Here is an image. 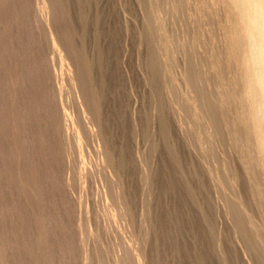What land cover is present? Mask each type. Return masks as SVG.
<instances>
[{
	"label": "rangeland",
	"instance_id": "1",
	"mask_svg": "<svg viewBox=\"0 0 264 264\" xmlns=\"http://www.w3.org/2000/svg\"><path fill=\"white\" fill-rule=\"evenodd\" d=\"M43 1L42 0L41 1L40 0L38 1L37 0H28V1L24 0L25 5L23 7H25L26 9H23V7L20 8L18 4H17L18 6L15 5V7L17 6L18 8H20V11L18 10V8L16 10V12H18L16 13V15L18 14L17 16H20V18L18 17V19L16 18L17 16H15V13L13 14L14 16L13 17L11 16L12 12L7 11L9 15L7 16V19H5L6 20L5 22L6 23L8 22L7 24L10 23L8 27L11 26L13 22V24H17L15 26H17V28L19 27L21 30L19 28H18L19 30L16 29L14 26L12 29L13 31H11V33L10 32L8 33V36H7L8 38L4 36H3L4 39L0 38V41L2 39L4 41L6 40L5 42L3 40L0 42L1 43L0 46L4 45L3 46L4 48L6 46L5 44H2V42L7 43L8 41H10L11 43L7 45L9 47L11 45L10 47L11 49L13 47L16 48L15 43H18L21 40L22 42H19L17 47L19 46L20 48L22 45L23 48L25 47L24 50L25 51L27 50L26 52L25 51L23 52L22 47L19 50L18 48H16L15 50L14 49L9 50L8 46L5 48L7 51L8 50L9 52L13 51V53L15 54L16 52L19 54L23 53V55H21V60L23 61H21L20 59L17 61L18 70L16 69L15 70L18 75L16 76V79L18 78V76H20L18 79L20 81H21L20 78H22V81L24 79L25 84L28 85V87L27 85H25L26 88L23 89L24 91L21 92L23 95L25 93L26 94L24 96L23 95L18 96V100L22 97V99H20V103L22 101L21 106L23 104L25 105L21 107L20 113L16 114V115L20 114L19 117L16 118V121L21 118L27 119V114H25L26 117H24L23 116L24 113H29L28 114L29 115L28 118H29L30 114L32 113L31 112L32 109L35 108L38 111L37 113H35L36 110L34 109L35 112L33 111L32 114L39 115V119L37 120L36 118V121L38 123L40 122L41 126H39V124L36 122L38 125L35 126L36 123L35 125H33L35 127H33L32 130L33 129L34 130L32 131L30 129L32 133L28 134V132H31L28 129L25 135L28 134L27 135L28 137L27 136L26 137L28 139L30 138V142L34 136V135L32 136L30 135L34 134V132L39 137L41 135L40 133H42L43 135V137H40V138H43L42 139L43 141H41V139L39 138L40 142L39 140H36L38 138L37 135L34 136L33 141H37L38 142L37 146L40 144L39 147L41 146L43 148V151H41L42 148L40 147L41 149L40 150L37 147L36 152L33 153L34 157L33 156L32 157L34 159L33 161L34 164L32 163V160H31L32 159L31 153H30V156H28V151H27V157H29L30 160L27 162L29 158L28 159L26 158L25 162L27 163L25 164L22 163L21 168H20L21 169L20 171H22L24 170L23 168H25V165L27 168L28 167L27 165L31 164L30 167L32 169L33 167L36 166L35 167L36 170L41 169L40 171L42 173L36 170L32 171L31 168L28 167L29 169H27V171L30 170V172H28V174L26 173L24 174L22 173L24 171H22L21 179H19L18 177L15 178V176L17 175V171H18V168H17L18 165L15 166L16 164L14 163L13 158L8 156L10 153L4 150L7 146L2 145L3 150L6 153H9L8 155L4 153L5 154L4 155L3 151L1 150L2 147L0 145L1 147L0 151L2 152L1 156H5V157H1L2 160H0L2 161L0 162L1 164L0 167L2 169V170L0 169L2 173L0 174L1 175L0 178L2 179L3 177L4 179V180L2 179L3 181L2 183L0 180V184H1L0 189L2 187H3L2 188L3 190L4 188L6 189L9 188L7 190H4L5 195L3 194V190L2 189L0 190L2 191V193L0 194L3 195V197H0V198L2 199L5 197V199H2L0 202L3 204L4 203L3 201H5L7 198L6 204L4 203L2 206V204L0 203V205L2 206V210H3L2 212L3 213L8 212V214H4L5 217L7 216L6 218L4 217L3 219L4 221L0 222V233L2 232L0 235L5 236L6 234L7 236H5L6 238L4 236L0 238L4 239V240L2 239V246H3V249L5 250L3 252L9 255V257H10L9 252H11V255L13 257V258L10 257L9 259V257L4 254V257H5L4 262L7 263L8 261L9 263L7 264H15V263L16 264H22V263L32 264L33 261H34L33 264H51V263L52 264H90V263L91 264H121V262L123 261L122 264H127V263H124L126 261L128 262V264H139V262L137 263V259L138 257L141 256V258H139V260H141L140 262H142V259H144L142 264L143 263L144 264H264V200H263L264 192H262V190H264L263 189L264 188V175H263L264 172L261 171L260 165L256 164L258 163L257 155L251 156V153H250L252 149L254 148L251 146H254V145L250 144L251 142L253 143L252 139H250L251 135L250 136L248 135L249 132L246 130L247 129L246 124L241 119L242 114L244 112V111H241L242 105H240L241 103H239L240 101L239 99L241 97L239 96V94H241V90H240L241 87H239L240 89L237 87L238 91L235 90L236 86H238L240 82V81L238 82V80H240L238 78L239 74L236 70L237 69L236 65H234L235 64L234 60L227 54L228 52H225L224 50L226 49L224 48L226 45V43H224L225 42L224 36H225V33L227 32L226 27L228 26V24L227 25L225 24L227 23V21H225L226 16L224 17V15H221V14L226 15V13L223 12L225 11L223 8L224 6L221 5V4L224 5V0H218V1L214 0L215 2H212L213 0H207L208 3L209 1H211V3L217 7L215 6L213 7L212 4H210L209 6V4L207 3L205 6L204 2H207V1L198 0L199 2L204 1L203 5L205 6L206 9L208 8L206 12L203 10L205 8L201 10L202 8L200 7L201 3L198 2V5H197L196 3L197 0L195 1L194 0H186V1L185 0L184 1L183 0H159V1L158 0H58V1L52 0L50 2L48 1L49 4L45 5L46 8L53 6V8L50 7V10L51 9L54 10V13L52 15L54 19L57 18V20H54L52 17V23H50L51 29L50 28L47 29L44 22H42L43 19L40 20L39 18L40 17L39 11H41L40 10L41 8H38L37 10V7H41L40 5L44 4L42 3ZM153 1L154 3L160 2L161 5L159 3H157V5L156 4L152 5ZM219 1L222 3H220ZM18 2H20V0L19 1L17 0V3ZM51 2L53 3V5ZM56 2L58 3L56 4ZM172 3H177V5L175 4L176 6L174 7ZM31 4H33L34 7ZM171 4L173 5L174 9H171L173 8ZM218 4L221 5L222 7H220ZM158 5L163 6V7H158ZM28 7L30 11H27ZM59 7H60V10H59ZM55 8L56 9L58 8V9L56 10ZM211 8L213 9L212 11L215 10L214 12L216 14L211 13ZM215 8L217 9V11L220 9V12L218 11L219 14L216 12ZM198 9H200V11ZM23 10L25 11V13L26 12H29V13L25 14ZM208 10L210 11V16H209ZM153 11H155L154 14H153ZM156 11H157V14L155 15ZM161 11H163L166 15L163 14V12ZM20 12H22V14L24 13L23 15H26L29 21L27 18H24L25 21L24 19L19 21L20 19H22L21 14H19ZM199 12H202V13L199 14ZM203 12L208 13V16L210 17L209 18L210 21L215 20L216 23L215 22L214 23L215 25L216 24L217 25L213 26L214 28H216V29L213 28V31L217 35L218 34L217 30L219 28V30H221L222 32L221 33L218 30L221 33L219 34L221 35L223 39H221L219 34L217 35L219 37L218 38L216 37L217 39H215V37L212 36L213 34L211 35L212 33L211 27L214 23L211 24L213 21L210 22L209 19L205 17V14ZM55 13H56V16L54 15ZM61 13L63 14V16ZM213 14H215L214 16L216 17H213ZM153 15H155V17ZM160 15L162 17H160ZM199 15L200 16L202 15L201 17L204 18V20L201 19ZM218 16H220L221 18L224 17L222 18L224 19L223 23H222V19ZM162 18H164V21ZM175 18H176V21H175ZM215 18L217 19V21L219 19V21L217 22ZM32 19H35L36 22ZM36 19L41 21L42 23L41 25L44 24L42 26L43 29L41 28V25L39 27L40 23H38V20ZM61 19H62V22H61ZM181 20L184 23H182ZM154 21H156V23ZM5 22L3 23L2 21V23L0 24L2 25L6 24ZM206 22L207 24L208 22H210L208 27H210L209 29L211 31L209 29H208V32L206 31L208 28ZM30 23L33 25H31ZM35 23H38L37 24L38 26ZM53 23L55 24V26ZM159 23H160V27H158L159 25L156 26V24H159ZM7 24H6V27H7ZM224 24L226 25L225 28L221 26V25L225 26ZM2 25H0V27ZM26 25H28L29 27ZM34 25L39 27L42 30H40L39 28L37 29L36 27H34ZM62 25H65V26H62ZM152 25L156 26L155 29L151 27ZM218 25L219 27H217ZM202 26L205 28H203ZM157 27L159 30L156 29ZM57 28L61 29L63 32L61 30H58ZM151 28L154 30H152ZM223 28L226 31L224 30L222 31ZM49 29L50 30L53 29L54 31L48 32L47 30ZM14 30L18 32V35H16L17 33H15ZM43 30H46L47 32L45 31L44 33H42ZM57 30L59 31L58 34H57L58 32ZM34 31H36L37 33ZM160 32L163 35L166 32V34L164 35L165 37L162 34H160ZM48 33H51V34L55 33L53 35H55L54 37L57 38V40L55 41L53 40V42L51 43H50L51 40L48 42L49 40L48 37L49 38L52 37L51 34L49 36ZM25 34H27L26 37L28 39L25 38ZM62 34L63 36H60ZM169 34H172L171 35L172 37H170ZM46 35L48 37H46ZM152 35H155V37H158V38L156 39L152 38L153 37ZM210 35L212 37H209ZM13 36H15V38L17 39L15 40ZM21 36L22 38H20ZM44 36L45 38L43 39ZM168 36L170 37L169 39H173L176 43L173 44L174 42L172 40H171L172 42L171 43L170 40L168 39ZM160 38L161 39L164 38L163 41L159 40ZM210 38L211 39L214 38L213 40L215 42L219 39L217 41L218 44L214 43V41L210 43L211 42L209 40ZM7 39H10V40L7 41ZM34 39H35V42L37 41V43L33 41ZM64 39H65V42H64ZM153 39L154 41L157 40L156 42L157 46L154 44L155 42H153ZM183 41L185 42L184 43L185 45H183ZM220 41L221 42L223 41L222 43L223 45L221 44ZM42 42L44 44H42ZM45 42H47V44ZM54 42H55V45L59 43V45H56V47L57 46H58L57 48L60 47L61 52H60V48L59 49L55 48ZM161 42H163L164 44ZM20 43L22 44L20 45ZM187 43L189 46H187ZM25 44H30L31 45V46L29 45L30 48L28 47V45H25ZM45 44L47 46L50 44L49 45L50 47L49 46L47 47ZM70 44L72 47L69 46ZM160 44H163L164 46L160 47L159 46ZM210 44L211 45L213 44V45L211 46ZM32 46L34 47L33 49H32ZM42 46L43 47L45 46L47 48L45 47L43 48ZM38 47H40L39 49H41L40 52H38L39 51ZM211 47L212 49H210ZM2 48L0 50H5L4 48L3 49ZM67 48L69 50H67ZM28 49L31 51L32 54L29 53L30 51ZM36 49H38V51H36ZM160 49H162V51ZM167 49L170 52H168ZM185 49L189 51L187 52ZM213 49H218V50H215L218 52L217 56L215 54V51L214 53L212 52L213 54L211 53ZM54 50L59 51V53L66 55V57L69 56L70 60H72L71 57L72 58L76 57L75 60L77 59L79 60V61L77 60L78 62L77 64H78V69L80 71H77L75 67L74 69L78 72L77 73L75 71L77 74V77L80 75L79 76L80 79L78 78V83L80 86L79 88H77V90L79 89L78 91L80 92H77L76 88H74L70 82V78L68 74L69 73L68 70L70 67L69 62H68L69 60L61 61L60 57H58L59 54L56 51H55L56 53L52 52ZM156 50L158 51L156 52ZM7 51H1V52L5 53ZM44 51L47 53H45ZM62 51H65V53L64 52L62 53ZM159 51L164 54V57H161L163 56V54H161L160 56ZM3 53H1L0 56ZM24 53L27 55H25ZM154 53L155 54L158 53L159 57H156L158 55L155 56ZM28 54H30L31 57H33V59H31ZM219 54L221 57L223 56L222 57L223 61L219 58L218 60H220V62L217 60L216 57H218ZM45 55L47 56L45 57ZM187 55H188V58H187ZM213 55H215L216 57H214ZM3 56H2L3 57L2 60H4L5 58L4 54ZM55 56L57 57L59 62L57 61V59H55ZM168 56L170 57V59L168 58ZM34 57L40 59L38 60L39 63L36 59H34ZM158 58L161 59L162 63L159 61ZM184 58L188 60V64H187V60L186 59L184 60ZM24 59L31 60L32 61L31 65L37 64L36 66L35 65L32 66L34 69L35 67L36 69L37 67L38 69L39 67L40 69H42L41 65L45 66L43 69L44 72L42 73L44 76H42L41 74V76L44 79H42L41 76H39L40 77L39 78L38 75L37 77H35V82L36 81L37 82L36 84L34 82V87L36 86L34 90L29 89L30 84L28 81H26L27 79L30 80L29 77L33 75L31 73H34L33 71L34 69H30L31 67V66L29 67L30 63L29 65H27L28 60L25 61ZM214 60L218 62V65L220 63V66L217 65V67L215 66L214 68L213 64L216 63ZM224 60L232 63V66L234 68H232L231 66L232 68L231 71H227L226 70L227 68L222 67V65L223 66L226 65L228 67L230 65L229 62L227 63ZM24 61L25 63H23ZM73 61L74 59L70 62L72 66L75 65L74 63H72ZM50 62H52L51 63L52 70L51 69L49 70L50 67L47 69ZM63 62L64 63L66 62L68 65L66 64L64 65ZM224 62L227 64H225ZM19 63L20 64L23 63V64L20 65ZM40 63L42 64L40 65ZM46 63H48L47 67H46ZM24 64H26L28 68H26L27 66ZM185 65L188 67H186ZM19 67H22L23 70H21V68ZM218 67H222V68H218ZM217 68L218 70L219 69L226 70L227 73L226 72L224 73H226L225 75H227V77L225 76L224 80L217 79L219 74L222 77L224 76L221 73L223 70L218 71ZM45 69L48 70V72L51 71L53 73L52 74L51 72L48 73ZM186 69H187V72L190 74V76H192L191 73H193L194 76L189 78V76H187L189 74L185 73ZM215 69L218 72L220 71L221 72L219 74L218 73L216 74L215 72L217 71ZM233 69L236 70L235 72H233L234 74L232 73ZM1 70H0V82H1L0 85L2 84L4 85L6 82L2 83V81H6V79L3 73L4 70L2 71ZM28 70L30 71L28 72ZM64 70H66L65 72H68V73H64ZM19 71H21L22 73L20 72L19 74L18 73ZM23 72L25 76H22ZM63 73L66 75H64ZM52 75L54 76V78L60 77L61 80L56 79V78L54 80ZM2 76L4 77V79L2 78ZM221 76H219V78H222ZM184 77L187 78V82L190 79L192 80V82L190 81L191 84L188 83L191 85V86H188V88L193 87L194 90L190 89L191 90L190 91L189 89H187L186 87L187 85H185L187 84V82L184 81L186 80ZM229 77H230V80H229ZM38 78L41 80H38ZM226 78H228V80ZM236 78H238L237 81H236ZM232 79L233 81L235 80L236 82H231ZM42 80L43 81L45 80V81L42 82ZM17 81L15 80L14 82H17ZM39 81L40 83L44 84L46 82L47 84L45 83L46 85L44 84V86H42V84L39 85L40 84L38 83ZM49 81L51 82L49 83ZM224 81L226 83H229L228 81H230V83H233L232 85L230 84L228 86L229 88L228 90L233 89L234 91L231 90V92L224 94L225 92H227V89L224 88L222 85L224 84V86L227 87V84L224 83ZM64 82L67 83L68 85L67 84L65 85ZM194 83L196 84L194 85ZM54 84L57 86V88L55 87ZM58 84L60 86L63 85V88L65 89L64 94L62 93L63 91H61L64 89L63 88L61 89V87ZM171 84L173 86L172 88H170ZM221 85L223 89H225L226 91L224 90L223 92V90L220 87ZM233 85H234V88H232ZM39 86H41L42 88H40ZM67 86H68V89L69 88L75 89L76 90L74 91L75 93L73 94L72 89H69V93H68ZM45 87H46V90L44 89ZM54 88L57 89L56 92L59 93L60 96L57 93L54 94L56 90V89L54 90ZM28 89H29L28 91L29 94L26 91ZM39 89H40V93H37L39 92ZM1 90L4 91L3 86H0V91ZM44 90L48 93L43 92ZM70 90H72L71 91L72 94H70ZM34 91H36L35 94H34ZM193 92L194 93L196 92L195 95ZM232 92L233 93L236 92V95L238 94V96L236 97L239 99H237L236 102H238L239 105L236 104V102H234L235 101L234 99H236L235 94L234 96L232 94L233 96L232 98L225 99L228 95L230 96ZM78 93H81L80 94L81 96H79ZM44 94L46 95V97L50 95L51 96L50 98H53L56 101L52 99L50 100V102L52 103H50L47 100V98L44 97L45 96ZM30 95L32 97H30ZM63 95H65V97ZM75 95L77 96L76 98L78 99L75 98ZM191 95L197 99H195ZM1 96H3L2 98H5L4 97L5 95H3V92H0V101H2ZM23 97L24 98L26 97V99H23ZM63 97L66 99L64 103L62 102V99L64 101ZM32 98L34 99V102L36 103L35 105H33V102H30V101H33ZM83 99L87 104L84 103L83 101V107H81L79 105ZM76 100L77 101L81 100V101L77 102ZM229 100L231 101V103L233 102L232 104L230 103V105L233 106L234 104H236L234 105V107L235 106L237 107V108L235 107L236 109L234 107H230L227 105L230 102ZM29 102L32 104H27ZM54 102H56L55 105H54ZM71 102H76L79 104L78 106L81 108L80 112L78 110L79 107L76 106V103H71ZM48 103L51 106H48L49 105ZM57 104L61 106L60 109L58 108L59 106H57ZM68 104L69 106L71 105L70 108H67L69 107V106H66ZM0 105H1L0 106L1 108L3 106L2 102L0 103ZM73 105L75 107L74 109H73ZM27 107H29L28 108L29 111L28 109H25ZM76 107H78V109H76ZM238 107L240 108L239 109L240 112L236 111L238 110ZM82 108L85 113L88 112L90 114V115L88 114V117H89V120L87 121L88 126L90 127L91 123H93L90 128H92V130L94 131L96 130L95 131L96 133L94 134L98 135V137L100 138L99 143H97L98 141H93L95 139H93L88 134H87L88 138L87 136L80 134L81 135L80 137L83 138L82 139L83 142L86 141L88 143L85 142L82 145L83 142H80V144L78 142L75 129L79 128L80 131L86 135L85 131L82 130V127L84 124V117L80 114L82 111ZM87 108L89 109V111H87ZM200 108L203 110H201ZM50 111H52V113ZM75 112L78 113L76 114L77 117L74 116ZM40 113L42 114L45 113V115H42ZM46 113H49L51 116H54V119L50 121V119L53 117H50V115ZM197 113L199 114V116L203 115L204 117H206L205 119H207L208 117L207 119L208 121L205 120L203 116H201L202 118L201 120V118H199ZM235 113L236 115L237 113H240V115L238 114L237 115L238 117H237ZM64 114L69 115L71 120L74 119L70 123H68L67 129L65 128V124H64L65 122L63 121ZM2 115H3L2 116L3 119L2 118L1 119L6 120L5 115L4 114ZM16 115L15 117H17ZM78 115L80 116V118ZM196 115L198 116L199 119L197 118ZM235 118H238V120L240 119L241 120L236 121ZM197 119L199 120L200 124L201 123L203 124L205 122L206 123V124L204 123L205 127L202 124L200 126ZM56 120L59 122H57ZM61 120L62 122H64L63 124ZM47 122L49 123L50 126H48ZM41 123H47V124H41ZM79 123L80 125H78ZM239 123L243 126V128L242 126L239 127L240 126ZM237 124L239 126H237ZM243 124L245 125V127ZM55 125L57 126V128ZM53 127L56 128V130ZM234 128H235V131H234ZM241 128L242 130L247 131V133L245 131H241ZM51 130H53L55 134ZM65 130L67 132H65ZM69 131H71L70 132L71 135L70 133H68ZM44 132L48 134H45ZM241 132L243 136H244V133H246L244 137L240 135ZM67 134H68V137H67ZM45 136L49 139L45 138ZM61 136H63L62 138H65V139H62ZM247 136L251 140L250 141L248 139V142L250 141L248 145L251 148L246 145H243V144L248 143L246 140L248 138ZM50 137L52 138L50 139ZM55 137H57V139H55ZM70 137H71V140H73L74 142H77V144H75L74 142L68 141L70 140ZM238 138H240L239 141H238ZM243 138H245L244 139L245 141L243 140ZM45 140H48L49 142L50 141L51 142L50 143L48 141L45 142ZM66 142L68 143L70 142L72 144L74 143L76 146H74L73 144V146L71 147V144L69 143L70 144L69 145ZM208 142L209 143L211 142L210 146ZM92 143L94 146L93 149L95 148L94 151L97 150V152L95 151L96 153L93 152L92 149L90 151V147L92 148ZM48 144L51 145L52 147L50 148L51 150L49 149L50 146ZM206 144L208 146H206ZM68 145L70 146L69 151L70 152L72 151L71 153L68 150H66L68 149ZM245 148L247 151L246 153L244 152ZM62 149H63V153H62ZM102 149L104 150L105 155H103V153L102 155L99 153L102 151ZM6 150L9 151L10 149L7 147ZM38 150L41 151L42 153L39 152ZM48 150L50 151L48 152ZM75 150L76 152L78 151L77 153L78 155L75 153L77 156L73 155L74 154L73 152H75ZM84 150H88V151H84ZM43 152L48 154V156L52 155L50 156L51 159L48 156H46L47 158L46 161H45V158L42 159V157L44 156ZM64 152L66 154L69 153V155L68 154L66 155ZM91 152L93 154L90 155ZM83 153L85 155L87 154L88 156L87 155L86 156L88 158L84 156ZM255 153L256 152H252V154H255ZM36 155L37 156L42 155V156L36 157ZM53 155H54V159H52ZM97 155L100 156L101 159ZM102 156L104 157L106 156V157L103 158ZM255 156L257 159L253 158ZM39 158H41L44 161V163L48 164V165L45 164L48 168L47 170L45 169L46 166L43 165V161L41 159L40 161H38ZM83 158L86 161H84ZM106 158L107 160H105ZM35 159L38 161L39 164L37 163V161L35 162ZM78 159H80L79 162H78ZM91 159H94L95 161L97 160L96 162L93 160L95 164H92L93 161L91 162ZM47 160L48 161L50 160V162H48ZM59 160L62 161L64 164H62V162H60ZM242 160L244 163H242ZM51 162L53 163L52 165H51ZM4 163H8V164H4ZM36 163L37 165H35ZM10 164L12 166L9 167ZM59 164L60 166L58 167ZM38 165L40 166L38 167ZM100 165L101 166L104 165L106 170L103 169L104 166L101 167ZM2 166H4V168L7 167V169H3ZM11 167H12V170L10 171ZM14 167H16L17 170L13 169ZM49 169H51L53 174L51 173V171H49ZM42 170H44V173H47V174L44 175ZM34 171L37 174L33 175V173H35ZM10 172L13 174V176L15 175L14 172H16V175L14 176L15 180L13 179V176L11 175ZM57 172L58 174L56 175ZM9 173L12 176V178H10L11 176L9 175ZM31 173H32V177H29L31 176L29 175ZM50 174H52V177ZM7 175L9 176L8 178H7ZM25 175L29 177L28 180L30 178H33L32 181L35 180V182L32 183L30 179L27 183V179H26L27 177ZM40 175L41 177L44 178V180L41 177L39 178L36 177ZM33 176H35L37 179H35V177ZM6 178L7 180H5ZM40 178L42 181L46 183V185L42 181L41 182L39 181ZM51 178L53 179V181L51 180ZM23 179H25V181H23ZM46 179H47V182H46ZM17 180L19 181V183ZM10 181H12V183ZM23 182H26V183L23 184ZM55 182L56 184H54ZM9 183H11V185ZM36 183H38L37 185L39 187H42V186L43 187L45 186V187L36 189L38 188V186L35 185ZM2 184L4 186H2ZM7 184L8 186H6ZM13 184L16 187L19 184L20 187L18 188H16L15 186L13 187L12 186ZM33 184L34 186L31 187V185ZM39 184H44V185L40 186ZM53 184L56 186H54ZM28 185L31 188H29ZM261 185L263 187L262 189H261ZM35 186L36 188L34 189ZM11 187L13 189H11ZM22 187L24 189L26 187V190H23ZM29 189L32 191V193L30 194L28 193ZM41 189H43L44 191H42ZM100 189L104 191H101ZM259 189H261L260 192L262 193L263 196L260 194ZM35 190L36 191L40 190V193H43V194L41 195L40 193H38V191L36 194ZM7 191H8V194H7ZM17 191L18 193H20L21 196L25 194L26 196L29 195L32 198L28 196L30 200L28 199L26 201L25 199H27V197L24 199L25 197L24 195L23 198L17 197L18 200L19 198H22L24 200L20 199L19 201H17V199L15 200L16 198L15 195L18 194ZM21 191H23L24 193ZM11 192H13V197H12ZM33 194H34V197H33ZM10 195L12 199L10 198ZM8 198H10L11 201ZM12 201H13L14 207H12V204H11ZM16 201L17 203L20 202V205L18 204L19 207L16 205L15 203ZM39 201L41 202V204L39 203ZM31 202H33V205ZM36 202L39 204V205L37 204L36 206L38 209H40V207L42 206V209H40V211L37 208H35ZM121 204L122 205L124 204V205L122 206ZM51 205L53 206V209L55 208L54 210L52 209ZM20 206L24 207L25 209L21 208ZM10 207L11 209H7ZM7 210L9 211L12 210L10 211L11 215L9 214V211ZM33 210H37L38 212L33 211ZM13 211L14 212L16 211V214ZM20 211L23 213V215ZM27 211L28 212L31 211L32 214L31 213L28 214ZM49 211L52 213H50ZM17 213H20V214H17ZM14 214L19 219H17ZM35 214L38 216H36ZM31 216L32 218L35 217V219L32 220ZM117 216L120 218H118ZM26 217L28 220H26ZM37 217H39L41 221ZM8 218L10 219V221ZM54 219H56V221ZM34 220H36L35 222L37 224L40 221L39 223L41 224H38V226L40 228V225H41L42 230L41 228L40 229L38 228L36 223H33ZM16 221L19 225L16 223ZM9 222L12 224L10 225ZM4 223L7 224V228L4 225ZM20 223L21 224L26 223L28 224L27 225L28 227L30 225L29 230L27 229L28 227H26V224L23 225L22 227ZM58 223H60V225H58ZM13 224L15 226H18V228L15 227ZM61 225H63L64 227ZM19 227H21L20 230H19ZM112 227L116 230H114ZM15 228H17V230L19 231L23 229L21 231L23 234L17 230L14 232L13 229L15 230ZM3 229L6 231L4 232ZM7 229L12 230L13 231L12 234L13 235L15 234L14 235L15 237L11 235L12 231L9 230L10 231L9 232ZM35 229L37 231H35ZM16 232H18V234L20 235L22 234L21 235L22 237L18 235ZM76 232L78 233L76 234ZM24 234L27 239L24 237ZM26 234L31 239L28 238ZM9 236L11 237L13 236L15 239ZM18 236H20L19 238L22 239V242L24 241L23 243H21V239L17 238ZM9 239L10 240L13 239V240L10 241ZM29 239L30 240L34 239L32 241V246L30 245L31 243ZM57 239H59V242ZM35 240H38L36 242H39V243L34 242ZM48 240H50V242ZM7 241H10V243H8ZM15 241L16 242L18 241V242L16 243ZM42 242L46 244L44 245ZM11 243L13 246L11 245ZM16 244H18L19 246L23 244V246L21 245L20 247L17 248L16 246L18 245ZM34 244L35 245L38 244L40 247L39 246L33 247ZM7 247H10V249H8ZM35 247H37V249H34ZM109 247H111V249ZM140 247H141V250H140ZM23 248H26V249H23ZM27 248L29 252L26 251ZM39 248H41V250ZM17 249L20 251H17ZM24 250L25 252H23ZM33 250H35L39 258L36 256V253H34ZM37 250L38 252H41V255L40 253L37 252ZM45 251L47 255L46 253L43 254V252ZM85 251L89 255H87ZM20 252L23 254H21ZM84 252L86 255L84 254ZM26 253L31 254L32 257H34V255L36 257L32 258L30 255L28 256V254ZM19 255L20 256L22 255V256L19 258L18 257ZM84 255L87 256V261L86 260L84 261V258H83ZM14 256H17V257H14ZM27 256L29 258H26ZM88 256L90 260L88 259ZM133 256H135V258ZM6 258L8 259L7 261H6ZM106 260L108 263L106 262ZM16 261L18 262L21 261L22 263H18Z\"/></svg>",
	"mask_w": 264,
	"mask_h": 264
},
{
	"label": "bare ground",
	"instance_id": "2",
	"mask_svg": "<svg viewBox=\"0 0 264 264\" xmlns=\"http://www.w3.org/2000/svg\"><path fill=\"white\" fill-rule=\"evenodd\" d=\"M19 1V0H18ZM28 1V0H27ZM38 1V0H37ZM41 1V0H40ZM43 1V0H42ZM48 1L50 2V1H52V0H44L42 3H44V4H41L40 6L41 7H37V10H38V8H41L40 10L41 11H37L38 13H39V15H40V20L41 19H43L42 20V22H44V24H45V26L47 27V29L48 28H50V23H52V17H53V13H54V10L53 9H51L50 10V7H52L53 8V6H50V5H48V6H50V7H48V8H46V4H49L48 3ZM58 1V0H57ZM159 1V0H158ZM184 1V0H183ZM186 1V0H185ZM195 1V0H194ZM205 1H207V0H205ZM218 1V0H217ZM26 2V1H25ZM33 2V1H32ZM55 2V1H54ZM156 2V1H155ZM177 2V1H176ZM198 0H197V5H198ZM204 2V1H203ZM203 2L202 1H200L199 3H201L200 4V7H202L201 8V10L203 9V8H205V6H206V3L207 4H209V6H210V4H212L211 3V1H209V3H208V1L207 2H204V5H203ZM212 2H215L214 0L212 1ZM220 2V1H219ZM29 3V2H28ZM30 3H31V1H30ZM52 3V2H51ZM58 2H56V4H57ZM157 3H159L160 4V2H157ZM157 3H154V1H153V4L152 5H157ZM196 3H195V5H196ZM220 3H222V2H220ZM20 6V8H22L24 5H25V3H24V0L22 1V0H20V2H18L17 3V0H0V23H2V21H3V23L6 21L5 19H7V16L9 15V13L8 12H12V14H11V16H13V14L15 13V16H17L16 15V13H18V12H16V10H17V6L18 5ZM35 4V3H34ZM55 4V3H54ZM173 5H174V7L177 5V3H172ZM171 4V5H172ZM176 4V5H175ZM192 4V3H191ZM15 5H17L16 7H15ZM32 6H33V4H31ZM30 5V6H31ZM39 5V4H38ZM37 5V6H38ZM52 5H53V3H52ZM161 5V4H160ZM160 5H158V7H163V6H160ZM173 5H172V7H173ZM180 5V4H179ZM185 5V4H184ZM188 5H190V4H188ZM201 5H203V6H201ZM213 5V4H212ZM219 5V4H218ZM222 6H224L223 8H224V10L225 11H223L224 13H226V15L225 14H221V15H224V17L226 18V20L225 21H227V23H225V21H224V23L227 25L228 24V26L226 27V25L225 26H223V25H221L222 27H226V30H227V32L225 33V36H224V43H226V45H225V47L224 48H226V49H224L225 50V52H228L227 54L234 60V62H235V64L234 65H236V70H237V72H238V74H239V79L240 80H238V78H236V81L238 80V82H239V85H241V86H236V89L235 90H237V87L239 88V87H241V94H239V96H241L240 97V99L239 98H237L236 96H238V94L236 95V92H232L231 93V97L229 96H227L225 99H229V98H232L233 96H234V94H235V97H236V99H234L235 101L234 102H236L237 101V99H239L240 101H239V103H241L240 105H242L241 106V108H242V110L241 111H244L243 112V114H242V117H241V119H242V121L246 124V127H247V129L246 128H244V129H246L248 132H249V136L251 137L250 139H252V141H253V143L251 142L250 144L251 145H254V146H251V147H254L253 149H252V151L250 152L251 153V156H253V155H257V158H258V163H256V164H258V165H260V168H261V171H263L264 172V0H224V5L223 4H221ZM221 5H219L220 7H222ZM28 6V5H27ZM26 6V7H27ZM29 6V7H30ZM58 6V5H57ZM215 5H213V7H214ZM219 6H218V8H219ZM29 7H28V9H27V11H30V9H29ZM34 7V6H33ZM55 7H56V5H55ZM153 7V6H152ZM174 7L173 8H171V9H174ZM181 7V6H180ZM197 7V6H196ZM215 7H217V6H215ZM20 8H18V10L20 11ZM32 8V7H31ZM186 8V7H185ZM198 8V7H197ZM23 9H26L25 7H23ZM56 9V8H55ZM58 9V8H57ZM56 9V10H57ZM153 9H155V8H153ZM170 9V8H169ZM170 9V10H171ZM180 9V8H179ZM195 9V8H194ZM208 9V8H207ZM206 8L205 9H203L205 12H206V10H207ZM216 9V8H215ZM33 10V9H32ZM59 10H60V7H59ZM162 10H164V9H162ZM168 10V9H167ZM199 11H200V9H198ZM213 9L211 8V13H215L214 11H212ZM221 10H223V9H221ZM8 11V12H7ZM22 11V10H21ZM51 11V12H50ZM157 11H158V9H157ZM157 11H156V13H155V15L157 14ZM195 11V10H194ZM194 11H193V13H194ZM209 11V10H208ZM219 12H220V9L218 10ZM218 11H217V9H216V12L218 13ZM23 12L25 13V11L23 10ZM34 12H35V10H34ZM61 12V11H60ZM154 12L155 11H153V14H154ZM161 12H163V11H161ZM177 12H179V11H177ZM205 12H203L204 14H205V17L207 18V19H209L210 17V11L208 12L209 13V16H208V13H205ZM23 13V14H24ZM26 13H29V12H26ZM25 13V14H26ZM160 13V12H159ZM168 13V12H167ZM171 13V12H170ZM169 13V14H170ZM173 13V12H172ZM196 13V12H195ZM198 13V12H197ZM200 13H202V12H199V14ZM19 14H21V18L22 19H20L19 21H21V20H23L24 18H27V16L26 15H23L22 14V12H20ZM32 14H34V13H32ZM62 14V13H61ZM161 14V13H160ZM163 14H165L164 12H163ZM181 14H182V12H181ZM204 14H202V15H204ZM206 14H207V16H206ZM216 14V13H215ZM215 14H213V17H216V16H214ZM219 14V13H218ZM55 16H56V13L54 14ZM58 15V14H57ZM155 15H153L154 17H155ZM162 15V14H161ZM160 15V17H162ZM166 15V14H165ZM185 15V14H184ZM201 15V16H202ZM10 16V17H11ZM30 16V15H29ZM32 16V15H31ZM62 16H63V14H62ZM197 16V15H196ZM200 16V15H199ZM200 16V18L201 19H203L204 20V18H202ZM14 17V16H13ZM18 17L20 18V16H17L16 18L18 19ZM158 17V16H157ZM156 17V18H157ZM174 17V16H173ZM179 17V16H178ZM218 17H220V16H218ZM217 17V18H218ZM224 17H222V18H224ZM37 18V17H36ZM56 18V17H55ZM60 18V17H59ZM166 18V17H165ZM221 18V17H220ZM221 18V19H222ZM28 19V18H27ZM31 19V18H30ZM53 19H54V17H53ZM159 19V18H158ZM157 19V20H158ZM163 19V21H164V18H162ZM161 19V20H162ZM167 19V18H166ZM182 19V18H181ZM183 19H185V18H183ZM190 19V18H189ZM216 19V18H215ZM2 20V21H1ZM10 20V19H9ZM32 20H34L35 21V19H32ZM36 20H38V19H36ZM40 20H38V23H40L39 24V27H40V25L42 24L41 23V21ZM54 20H57V18L56 19H54ZM155 20V19H154ZM196 20V19H195ZM199 20V19H198ZM202 20V21H203ZM212 20V19H211ZM223 20L224 19H222V23H223ZM12 21V20H11ZM10 21V22H11ZM16 21V20H15ZM15 21H14V23H15ZM24 21H25V19H24ZM28 21H29V19H28ZM40 21V22H39ZM64 21V20H63ZM159 21V20H158ZM175 21H176V18H175ZM206 21V20H205ZM204 21V22H205ZM209 21H210V19H209ZM213 21V22H212ZM212 21H210V22H212L211 24H213L214 22H215V20H212ZM216 21H217V19H216ZM218 21H219V19H218ZM217 21V22H218ZM36 22V21H35ZM55 22V21H54ZM61 22H62V19H61ZM152 22V21H151ZM155 23H156V21H154ZM178 22V21H177ZM181 22H182V20H181ZM210 22H208V24H207V22H206V24H207V27H208V25H209V23ZM6 23V22H5ZM8 23V22H7ZM6 23V24H7ZM33 23V22H32ZM38 23H35L36 25L38 24ZM58 23V22H57ZM150 23V22H149ZM161 23V22H160ZM160 23L159 24H156V26H158V27H160ZM164 23H166V22H164ZM182 23H184V22H182ZM182 23H181V25H182ZM216 23V22H215ZM215 23L212 25V33L210 32L211 30L209 29L210 27H208L207 28V32H208V29L210 30L209 32L211 33V35L212 36H214L215 37V39H217L219 36H217L220 32H221V30H219V28H218V30L220 31H218L217 30V35H216V33L213 31V26H216L215 25ZM221 23V22H220ZM220 23H219V25H220ZM6 24H0V25H2L0 28V38H3V36L4 37H7L8 36V33L10 32L11 33V31H13L12 29H13V27L15 26V25H17V24H13V22H12V24H11V26H9L8 27V25L10 24H7V27H6ZM31 24V23H30ZM43 24V25H44ZM54 24V23H53ZM60 24V23H59ZM59 24H58V26H59ZM162 24V23H161ZM205 24V23H204ZM31 25H33V24H31ZM43 25H41V28L43 29ZM154 25V24H153ZM151 26V27H153L154 29H155V27L156 26ZM166 25V24H165ZM185 25V24H184ZM199 25V24H198ZM219 25L217 26V27H219ZM5 26V27H4ZM26 26H28V25H26ZM38 26V25H37ZM37 26H35L34 25V27H36L37 29L39 28V27H37ZM49 26V27H48ZM54 26H55V24H54ZM53 26V27H54ZM62 26H65V25H62ZM164 26V25H163ZM162 26V27H163ZM178 26V25H177ZM180 26V25H179ZM21 27V26H20ZM29 27V26H28ZM33 27V28H34ZM52 27V26H51ZM158 27L156 28V29H158ZM165 27V26H164ZM163 27V28H164ZM181 27V26H180ZM184 27V26H183ZM203 27V26H202ZM221 27V28H222ZM15 28L16 29H18L17 28V26H15ZM32 28V29H33ZM203 28H205V27H203ZM202 28V29H203ZM220 28V29H221ZM222 29V31L224 30V31H226L225 29ZM20 29V28H19ZM18 29V30H19ZM29 29V28H28ZM31 29V30H32ZM40 29V28H39ZM42 29H40V30H42ZM51 29V28H50ZM47 30L48 32L49 31H54L53 29L52 30ZM56 29V28H55ZM58 29V28H57ZM64 29V28H63ZM152 29V28H151ZM154 29H152V30H154ZM186 29V28H185ZM201 29V30H202ZM214 29H216V28H214ZM17 30V31H18ZM21 30V29H20ZM58 30H61V29H58ZM57 30V31H58ZM159 30V29H158ZM181 30V29H180ZM187 30V29H186ZM15 31V30H14ZM25 31V30H24ZM39 31V30H38ZM46 30H43L42 31V33H44ZM46 31V32H47ZM62 31V30H61ZM157 31V30H156ZM182 31V30H181ZM184 31V30H183ZM21 32H23V31H21ZM26 32V31H25ZM24 32V33H25ZM34 32H36V31H34ZM34 32H33V34H34ZM63 32V31H62ZM158 32V31H157ZM164 32V31H163ZM186 32V31H185ZM204 32V31H203ZM15 33H17L16 35H18V32H16L15 31ZM20 33V32H19ZM37 33V32H36ZM52 33V32H51ZM51 33H48V35L50 36V34ZM59 33V31L57 32V34ZM61 33V32H60ZM168 33V32H167ZM182 33H184V32H182ZM222 33V32H221ZM220 33V34H221ZM13 34V33H12ZM39 34V33H38ZM46 34V33H45ZM53 34H55V33H53ZM53 34H51V36L53 37V39H52V37H48L47 35H46V37H48V42L50 41V43L51 42H53V40L55 41V40H57V38H55L54 36L55 35H53ZM67 34V33H66ZM153 34H154V32H153ZM158 34V33H157ZM160 34H162L161 32H160ZM165 34H166V32H165ZM164 34V35H165ZM186 34V33H185ZM207 34V33H206ZM219 34V35H220ZM10 35V34H9ZM26 35L27 34H25V38H27L26 37ZM30 35V34H29ZM37 35V34H36ZM163 35V34H162ZM163 35V36H164ZM170 35V37H172L171 35L172 34H169ZM179 35H181V34H179ZM188 35V34H187ZM203 35H205V34H203ZM209 36V37H212V36ZM224 35V34H223ZM11 36V35H10ZM20 36V35H19ZM18 36V37H19ZM60 36H63V34L62 35H60ZM67 36V35H66ZM70 36V35H69ZM153 37L152 38H158V37H155V35H152ZM162 36V37H163ZM174 36V35H173ZM183 36H185V35H183ZM182 36V37H183ZM12 37V36H11ZM14 37V39L16 40L17 38H15V36H13ZM32 37V36H31ZM39 37H41V36H39ZM59 37V36H58ZM165 37V36H164ZM169 36H168V39L170 38ZM217 37V38H216ZM220 37H221V35H220ZM8 38V37H7ZM20 38H22V36L20 37ZM24 38V37H23ZM37 38H38V36H37ZM45 38V36L43 37V39ZM55 38V39H54ZM61 38V37H60ZM72 38V37H71ZM186 38H188V37H186ZM4 39V38H3ZM2 39V40H3ZM13 39V38H12ZM28 39V38H27ZM73 39V38H72ZM163 39L164 38H160L159 40H161V41H163ZM167 39V40H168ZM175 39V38H174ZM214 39V38H213ZM213 39H209L211 42L210 43H212V41H214ZM221 39H223L222 37H221ZM1 40V41H2ZM8 40H10V39H7V41ZM41 40V39H40ZM46 40V39H45ZM62 40V39H61ZM71 40V39H70ZM166 40V39H165ZM170 40V42H171V40L174 42L173 44H175L176 42L173 40V39H169ZM183 40V39H182ZM184 40H186V39H184ZM219 40V39H218ZM217 40V41H218ZM0 41V42H1ZM4 41V40H3ZM6 41V40H5ZM4 41V42H5ZM34 42H35V39L33 40ZM47 41V40H46ZM60 41V40H59ZM215 42L214 41V43H216V44H218V42ZM4 42H2V44H5V46L7 47L11 42L10 41H8L7 43H4ZM16 42V41H15ZM19 42H22L21 40L19 41ZM18 42V43H19ZM58 42V41H57ZM64 42H65V39H64ZM71 42V41H70ZM74 42V41H73ZM153 42H155L154 44L156 45V42H157V40H155L154 41V39H153ZM188 42H189V40H188ZM221 42V41H220ZM18 43H15L16 45V48H18V50L19 49H21V47H22V43H20V45H21V47L19 48V46L17 47V45H18ZM26 43V42H25ZM35 43H37V41L35 42ZM46 44H47V42H45ZM161 43H163V42H161ZM172 43V42H171ZM185 42L183 41V45H185L184 44ZM223 43V41L221 42V44ZM1 44V43H0ZM8 44V45H7ZM14 44V43H13ZM42 44H44L43 42H42ZM45 44V45H46ZM73 44V43H72ZM158 44V43H157ZM164 44V43H163ZM163 44H160L159 46L161 47V46H164ZM167 44V43H166ZM190 44V43H189ZM216 44H215V46H216ZM25 45H28V47H29V45L30 44H25ZM39 45V44H38ZM50 45V44H49ZM48 45V46H49ZM54 45H55V42H54ZM53 45V46H54ZM56 45H59V43H57ZM56 45H55V48H57L56 47ZM63 45V44H62ZM170 45H172V44H170ZM169 45V46H170ZM211 45V44H210ZM213 45V44H212ZM211 45V46H212ZM223 45V44H222ZM4 45H1L0 46V49L3 47ZM31 46V45H30ZM37 46V45H36ZM47 46V45H46ZM47 46V47H48ZM53 46H51V47H53ZM61 46V45H60ZM69 46H71V44L69 45ZM157 46V45H156ZM155 46V47H156ZM174 46V45H173ZM173 46H171V47H173ZM187 46H189L188 45V43H187ZM219 46V45H218ZM221 46V45H220ZM5 47V48H6ZM9 47V46H8ZM10 47H11V45H10ZM10 47H9V50H11V49H16V48H14L13 46V48H11L10 49ZM43 47V46H42ZM45 47V46H44ZM43 47V48H44ZM47 47H45V48H47ZM50 47V46H49ZM72 47V46H71ZM70 47V48H71ZM167 47V46H166ZM170 47V48H171ZM222 47V46H221ZM4 48V47H3ZM2 48V49H3ZM4 48V49H5ZM23 48V47H22ZM25 48V47H24ZM24 48L22 49V51L24 52L25 50H24ZM30 48V47H29ZM34 47L32 46V49H33ZM40 47H38V49H39ZM60 48V47H59ZM59 48H57V49H59ZM63 48V47H62ZM158 48V47H157ZM163 48H165V47H163ZM169 48V49H170ZM184 48H185V46H184ZM184 48H182V49H184ZM214 48V47H213ZM27 49V48H26ZM38 49H36V51H38ZM65 49V48H64ZM75 49V48H74ZM210 49H212V47L210 48ZM223 49V48H222ZM9 50L7 51L6 49L5 50H0V52L1 51H7V52H5V53H3V52H1V53H3L4 55H5V58H4V60H2L3 59V54L0 56V70L2 69V70H4L3 71V73H4V75H5V79H6V81H2V83L3 82H6L4 85L2 84V85H0V86H3V89H4V91H0V92H3V95H5L4 97L5 98H2L3 96H1V99H2V101H0V103L2 102V107L0 108L1 110H0V145H1V147H2V149H1V147H0V149L3 151V154L4 153H6L5 151H7V152H9V153H6V155H8V156H10V157H12L13 158V161H14V163L16 164H14L15 166H17L18 165V171H17V175H16V172H14L15 173V178H19V179H21L22 178V175H21V172L22 171H24V172H22V173H26V174H28V172H30V170H28L27 171V169H29L28 167H30L31 166V164L30 163H28V164H30V165H27L28 167L26 168V165H25V168H23L24 170H22V171H20L21 169V165H22V163H27L29 160H30V158L29 157H27V151H28V156H30V153H31V157L33 156V153H35L36 152V150H37V147L40 149V147H39V145L37 146V141H33L34 140V136L35 135H37V134H35V132H34V134H31L30 136H32V135H34L33 136V139L31 140V142H30V138L28 139L27 137V135L29 134V133H32V131L34 130H32V128L33 127H35V126H37L38 124H39V126H41L40 125V122L38 123L37 121H36V118H37V120L39 119V115H37V114H32L33 113V111H34V109L35 108H31L32 109V113L30 114V117L28 118V114L29 113H24V117H26L25 116V114H27V119H23V118H21V119H18L17 121H16V118H18L19 117V115H16L17 113H20V111H21V107L22 106H24L25 104H23L22 106H21V104H22V101H21V103H20V99H22V97L18 100V96H20V95H23L21 92L22 91H24L23 89H25L26 87H25V85H27V84H25V80L23 79V81H22V78H20L21 79V81L18 79L20 76H18V78L16 79V76L18 75L17 73H16V70H18V68H17V61L20 59L21 60V55H23V53L22 54H19V53H17L16 51V54L15 53H13V51H10L9 52ZM29 50V49H28ZM40 50L41 49H39V51L38 52H40ZM50 50H51V48H50ZM67 50H69L68 48H67ZM66 50V51H67ZM77 50V49H76ZM159 50V49H158ZM158 50H156V52L158 51ZM161 51H162V49H160ZM168 50V49H167ZM172 50V49H171ZM186 50V49H185ZM215 50H218V49H213L212 51H211V53L213 52L214 53V51ZM227 50V51H226ZM21 51V52H22ZM27 51V50H26ZM25 51V52H26ZM30 51V50H29ZM34 51V50H33ZM56 50H54V51H52V52H54V53H58L59 54V56L58 57H60V59H61V61H66V60H69L68 62H69V65H70V67H69V73L68 72H65L66 70H64V73H68L69 74V78H70V82H71V84L73 85V87L74 88H76V90H77V88H79V83H78V78L80 79V75L77 77V74H76V72L77 71H80L79 69H78V62H77V60H75V58H72L71 57V59L73 60L74 59V61L72 62V63H74L75 65L74 66H72L71 65V61L72 60H70L69 58V56H67L66 57V55H64V54H61V53H59V51H56ZM73 51V50H72ZM72 51H71V53H72ZM187 51V50H186ZM189 51V50H188ZM187 51V52H188ZM223 51V50H222ZM45 52V51H44ZM47 52H48V50H47ZM47 52H45V53H47ZM60 52H61V48H60ZM65 53V51H62V53ZM69 52V51H68ZM77 52V51H76ZM160 52V51H159ZM158 52V53H159ZM168 52H170L169 50H168ZM217 51H215V54H216V56H217V54H218V52L216 53ZM0 53V54H1ZM29 53H31V51L29 52ZM34 53V52H33ZM37 53V52H36ZM42 53V52H41ZM50 53V52H49ZM158 53H154V55L156 56V55H158V56H156V57H159V54ZM212 53V54H213ZM25 54V53H24ZM32 54V53H31ZM57 54V55H58ZM77 54V53H76ZM161 54H163V53H161L160 52V56H161ZM184 54V53H183ZM187 54V53H186ZM224 54V53H223ZM25 55H27V54H25ZM29 56H30V58L31 59H33V57H31V55L30 54H28ZM34 55V54H33ZM52 55V54H51ZM55 55V54H54ZM64 55V56H63ZM74 55V54H73ZM72 55V56H73ZM80 55V54H79ZM78 55V56H79ZM169 55V54H168ZM170 55H171V53H170ZM185 55V54H184ZM3 56V57H2ZM47 55H45V57H46ZM71 56V55H70ZM154 56V57H155ZM214 57H216L215 55H213ZM161 57H164V54H163V56H161ZM160 57V58H161ZM172 57V56H171ZM186 57V56H185ZM223 57V56H222ZM222 57L220 56V54H219V56L218 57H216L217 58V60H218V58L219 59H221L222 60ZM41 58V57H40ZM79 58V57H78ZM168 58L170 59V57L168 56ZM187 58H188V55H187ZM34 59H36L37 61L38 60H40L39 58H36V57H34ZM55 59H57V57L55 56ZM156 59V58H155ZM159 59V58H158ZM157 59V60H158ZM172 59V58H171ZM186 58H184V60H185ZM189 59H190V57H189ZM223 59H225V58H223ZM25 60V59H24ZM26 60H28V64L27 65H29V63H30V65H29V67L31 66H33V65H35V64H33V65H31L32 64V61L31 60H29V59H26ZM25 60V61H26ZM162 60H164V59H162ZM187 60V59H186ZM216 60V59H215ZM214 60V61H215ZM228 60V59H227ZM21 61H23V60H21ZM21 61H19V62H21ZM25 61L23 62V63H25ZM29 61H31V62H29ZM33 61H35V60H33ZM42 61V60H41ZM40 61V62H41ZM57 61H58V59H57ZM56 61V62H57ZM79 61V60H78ZM159 61L161 62V59H159ZM170 61V60H169ZM219 62H220V60H218ZM223 61V60H222ZM225 62H229V61H226V60H224ZM59 62V61H58ZM57 62V63H58ZM83 62V61H82ZM216 63H214L213 65V67L215 68V66L217 67V65H218V62L217 61H215ZM224 62V63H225ZM23 63H19L20 65H22ZM34 63V62H33ZM37 63V62H36ZM38 63H39V61H38ZM52 62H50V66L48 65V63H46V67H47V65H48V67H47V69L49 68V70L51 69L52 70V64H51ZM62 63V62H61ZM64 63V62H63ZM84 63V62H83ZM162 63V62H161ZM222 63V62H221ZM227 63H225V64H227ZM230 63V65H229V67L228 66H226L225 64V66H223L222 64V67L224 68H227L226 70L227 71H231V69L232 68H234L233 66H232V63L231 62H229ZM26 64H24V65H26ZM42 63H40V65H41ZM54 64V63H53ZM68 65L66 62L64 63V65ZM167 64V63H166ZM185 64V63H184ZM187 64H188V60H187ZM190 64V63H189ZM216 64V65H215ZM26 65V66H27ZM37 65V64H36ZM35 65V66H36ZM77 65V66H76ZM83 65H85V64H83ZM25 66V67H26ZM186 66V65H185ZM218 66H220V63H219V65ZM231 66H232V68H231ZM30 67V69H34L33 67L31 68ZM41 67H42V69H40V67H39V69H38V67H37V69H36V67H35V69L33 70L34 71V73H31V74H33L32 76H30L29 78H30V80L29 79H27L26 81H28L29 82V84H30V90H34V88L36 87H34V82H35V77H37V75H38V77L39 76H41V74L44 72L43 71V69H44V67L45 66H42L41 65ZM74 67H75V69H77V71L74 69ZM77 67V68H76ZM82 67V66H81ZM86 67V66H85ZM186 67H188V66H186ZM222 67H218V68H222ZM19 68H21V70H23L22 69V67H19ZM24 68V67H23ZM26 68H28V66L26 67ZM58 68V67H57ZM64 68V67H63ZM80 68V67H79ZM162 68V67H161ZM218 68H217V70H218ZM16 69V70H15ZM59 69V68H58ZM189 69V68H188ZM229 69V70H228ZM235 69H233L232 70V73L233 72H235L236 70ZM1 70V71H2ZM46 70V69H45ZM54 70V69H53ZM85 70H86V68H85ZM216 70V69H215ZM214 70V71H215ZM216 70V71H217ZM219 70H223L221 73L224 75L223 77L219 74L220 72H218ZM217 72H215L216 74L218 73L219 74V76H221L222 78H219V76H218V80L219 79H225L224 77L226 76L227 77V75H225L227 72H226V70L225 69H219ZM225 70V71H224ZM30 70H28V72H29ZM32 71V70H31ZM32 71V72H33ZM47 72H48V70H46ZM76 71V72H75ZM20 72L21 71H19L18 73L20 74ZM27 72V71H26ZM25 72V73H26ZM27 72V73H28ZM51 72V71H50ZM50 72H48V73H50ZM62 72V71H61ZM224 72H226V73H224ZM22 73V72H21ZM26 73V74H27ZM53 72H51V74H52ZM54 73H56V72H54ZM63 73V74H64ZM78 73V72H77ZM185 73L187 74L188 72H187V69H186V71H185ZM190 73H191V71H190ZM1 74H2V72H1ZM29 74V73H28ZM81 74V73H80ZM186 74H185V76H186ZM189 74V73H188ZM192 74V76H194L193 75V73H191ZM234 74V73H233ZM3 75V76H4ZM54 75V74H53ZM52 75V76H53ZM64 75H66V74H64ZM86 75V74H85ZM196 75V74H195ZM230 75V74H229ZM2 76V78L4 79V77ZM22 76H25V74H24V72H23V75ZM42 76H44L43 74H42ZM41 76V77H42ZM51 76V77H52ZM58 76V75H57ZM187 76H189V78L190 77H192V76H190V74L189 75H187ZM217 76V75H216ZM26 78V77H25ZM40 78V77H39ZM38 78V80H41V79H39ZM48 78H49V76H48ZM56 79H60V77L59 78H57V77H55ZM55 78H54V76H53V79L55 80ZM67 78V77H66ZM185 78V77H184ZM183 78V79H184ZM188 78V79H189ZM42 79H44L43 77H42ZM64 79V78H63ZM68 79V78H67ZM186 80H184L185 82H187V78H185ZM227 80H228V78H226ZM17 81V80H19V81H17V82H14V81ZM46 80V79H45ZM44 80V81H45ZM61 80V79H60ZM65 80V79H64ZM84 80V79H83ZM227 80H226V82H227ZM229 80H230V77H229ZM43 80H42V82H44ZM190 81L192 82V80L190 79L188 82H187V84H185V85H187L186 87H187V89H193L194 90V88L192 87V88H188V86H191L190 84ZM235 80L233 81V79H232V81L231 82H236ZM37 82V81H36ZM36 82H35V84H36ZM51 81H49V83H50ZM54 82V81H53ZM57 82H59V81H57ZM194 82V81H193ZM218 82H220V81H218ZM225 81H224V83H226ZM229 83H226L227 84V87H225L224 86V84H222L223 85V87L224 88H226L227 89V92H225L224 94H227V93H229V92H231V90H233V89H231V90H228L229 88H228V86L231 84H233V83H230V81H228ZM38 83H40V81L38 82ZM38 83H37V85H38ZM46 83V82H45ZM44 83V84H45ZM65 83V82H64ZM188 83H190V84H188ZM222 83V82H221ZM0 84H1V82H0ZM42 84V86H44V84L43 83H40L39 85H41ZM47 84V83H46ZM45 84V85H46ZM59 84H61V83H59ZM58 84V85H59ZM67 83H65V85H66ZM173 84V83H172ZM172 84H171V87L170 88H172L173 86H172ZM193 84V83H192ZM196 83H194V85H195ZM238 84V83H237ZM55 85V84H54ZM68 85V84H67ZM85 85V84H84ZM222 85L220 86L221 87V89L223 90V92H224V90L225 89H223V87H222ZM60 86V85H59ZM27 87H28V85H27ZM38 87V86H37ZM40 88H42L41 86H39ZM48 87H49V85H48ZM52 87V86H51ZM55 87L57 88V86L55 85ZM61 87V89L63 88V85H61L60 86ZM195 87V86H194ZM230 87H232V86H230ZM56 88H54V90L56 89ZM59 88V87H58ZM232 88H234V85H233V87ZM29 89L28 90H26L27 92L29 91ZM45 90H46V87L44 88ZM64 89V88H63ZM69 89H72L73 90V94L75 93L74 91H76L75 89H73V88H69ZM69 89H68V86H67V90H68V93H69ZM37 90H38V88H37ZM43 91V92H45V93H48V92H46V91ZM50 90V89H49ZM67 90H66V92H67ZM72 90H70V94H72ZM79 90V89H78ZM77 90V92H80V91H78ZM196 90V89H195ZM239 90V91H240ZM41 91H42V89H41ZM57 91V89L55 90V92H54V94L55 93H57L56 92ZM61 91H63L62 93L64 94L65 93V89L64 90H61ZM84 91V90H83ZM191 91V90H190ZM226 91V90H225ZM234 91V90H233ZM238 91V90H237ZM59 92V91H58ZM189 92V91H188ZM23 93H25V92H23ZM32 93H33V91H32ZM36 93V91H34V94ZM37 93H40V89H39V92H37ZM42 93V92H41ZM68 93H66V94H68ZM84 93V92H83ZM82 93V94H83ZM191 93V92H190ZM194 93V92H193ZM196 93V92H195ZM195 93H194V95H195ZM222 93V92H221ZM238 93H240V92H238ZM26 94V93H25ZM24 94V95H25ZM28 94H29V92H28ZM27 94V95H28ZM58 95H59V93H57ZM56 94V95H57ZM61 94V93H60ZM65 94V95H66ZM79 94V96H81L80 94L81 93H78ZM77 94V95H78ZM223 94V95H224ZM232 94H233V96H232ZM7 95V96H6ZM23 95V96H24ZM27 95H26V97H27ZM40 95V94H39ZM45 95V94H44ZM65 95H63L64 97H65ZM41 96V95H40ZM42 96H43V94H42ZM54 96V95H53ZM60 96V95H59ZM78 96V97H79ZM192 96V95H191ZM225 96V95H224ZM26 97L24 98L23 97V99H26ZM30 97H32L31 95H30ZM35 97V96H34ZM44 97H46V95L44 96ZM51 96L50 95H48L46 98H47V100L50 102V100H52L53 98H50ZM57 97V96H56ZM63 97V98H64ZM77 96L75 95V98H76ZM83 97V96H82ZM192 97H194V96H192ZM50 98V99H49ZM69 98V97H68ZM72 98V97H71ZM195 98V97H194ZM27 99H28V97H27ZM36 99V98H35ZM38 99V98H37ZM59 99V98H58ZM57 99V100H58ZM76 99H78V98H76ZM80 99H82V98H80ZM85 99V98H84ZM84 99L81 101V100H76L77 102H79V101H81L80 102V105L78 104V103H76V102H71V103H76V106H81V107H83V101H84ZM195 99H197V98H195ZM223 99V98H222ZM3 100H5V101H3ZM30 100V99H29ZM32 100L33 101H30V102H33V105H35L36 103L34 102V99L32 98ZM39 100V99H38ZM54 100V99H53ZM61 100V99H60ZM65 98H64V101H63V99H62V102L64 103L65 102ZM67 100H69V99H67ZM74 100V99H73ZM28 101V100H27ZM43 101V100H42ZM45 101V100H44ZM54 101H56V100H54ZM223 101V100H222ZM227 101V100H226ZM230 101V100H229ZM228 101V102H229ZM25 102V101H24ZM23 102V103H24ZM27 103V104H32V103ZM60 102V101H59ZM61 102V103H62ZM194 102H195V100H194ZM197 102H198V100H197ZM227 102V103H228ZM46 103V102H45ZM50 103H52V102H50ZM55 103L56 102H54V105H55ZM84 103H86L85 101H84ZM224 103H226V102H224ZM230 103H231V101L227 104L228 106H230V107H234V105H236V104H238L239 105V103L238 102H236V104H234L233 106L232 105H230ZM233 103V102H232ZM231 103V104H232ZM38 104V103H37ZM49 104V103H48ZM47 104V105H48ZM65 104H67V103H65ZM64 104V105H65ZM87 104V103H86ZM202 104V103H201ZM1 106V105H0ZM28 106V105H27ZM46 106V105H45ZM48 106H51L50 104L48 105ZM57 106H59V104H57ZM66 106H69V104L68 105H66ZM71 106V105H70ZM70 106L69 107H67V108H70ZM78 106V107H79ZM85 106V105H84ZM195 106H197V105H195ZM227 106V107H228ZM26 107V106H25ZM29 107H30V105H29ZM29 107H27V108H25V109H28ZM60 107L61 106H59L58 108L60 109ZM63 107H65V106H63ZM78 107H76V109H78ZM236 107V106H235ZM234 107V108H235ZM53 108H55V107H53ZM75 107H74V105H73V109H74ZM199 108V107H198ZM237 108V107H236ZM235 108V109H236ZM30 109V110H31ZM38 109V108H37ZM56 109H57V107H56ZM55 109V110H56ZM72 109V110H73ZM80 107H79V112H80ZM201 109V108H200ZM240 108L238 107V110H236L237 112L239 111L240 112V110H239ZM36 110V109H35ZM46 110V109H45ZM62 110V109H61ZM201 110H203V109H201ZM28 111H29V109H28ZM37 111L38 110H36V112L35 113H37ZM39 111H41V110H39ZM44 111V110H43ZM70 111H71V109H70ZM74 111V110H73ZM87 111H89V109L87 108ZM86 111V112H87ZM194 111H196V110H194ZM230 111H231V109H230ZM22 112H24V111H22ZM51 113H52V111H50ZM49 112V113H50ZM84 112V110H83V108H82V111H81V115L84 117V124H83V127H82V130H84L85 131V133H86V135L83 133V132H81L80 131V129L78 128V129H75V132H76V137L78 138V142H79V144H80V142H83V138H81L80 136V134H83L84 136H87V138H88V135L89 136H91L93 139H95V140H93V141H98L97 143H99V141H100V138L98 137V135H96V134H94V133H96L94 130H92V128H90L91 126H92V124L93 123H91V126L89 127L88 126V120H89V117H88V112L87 113H83ZM204 112V111H203ZM202 112V113H203ZM39 113V112H38ZM49 113H46V114H49ZM50 113V114H51ZM56 113V112H55ZM70 113H72V112H70ZM233 113V112H232ZM2 114H4L5 115V117H6V120L4 121V120H2L3 119V115ZM22 114V113H21ZM40 114H42V113H40ZM49 114V115H50ZM76 114H78V113H76L75 112V115L74 116H76L77 117V115ZM198 114V113H197ZM240 115V113H237V115ZM15 115L17 116V117H15ZM31 115H32V117H31ZM34 115V116H33ZM35 115H37V116H35ZM42 115H45V113L44 114H42ZM90 115V114H89ZM201 115V114H200ZM235 115H236V113H235ZM236 115V116H237ZM62 116V115H61ZM79 116V115H78ZM197 116V115H196ZM198 116H199V114H198ZM198 116H197V118H198ZM201 116H203V115H201ZM201 116H199V118H201ZM4 117V118H5ZM42 117H44V116H42ZM50 117H53V118H49L50 119V121L52 120V119H54V116H51L50 115ZM75 117V118H76ZM204 117V116H203ZM232 117V116H231ZM238 117V116H237ZM2 118V119H1ZM79 118H80V116H79ZM198 118V119H199ZM206 117H204V119H205ZM43 119V118H42ZM47 119V118H46ZM82 119V118H81ZM197 119V120H198ZM207 119H208V117H207ZM207 119H205V120H207ZM240 119V120H241ZM45 120V119H44ZM72 120H74V119H72ZM71 118H70V116L69 115H67V114H64V116H63V121L65 122H62V120H61V122H62V124L64 123L65 124V128L67 129L68 128V123H70L71 121ZM76 120V119H75ZM83 120V119H82ZM201 120H202V118H201ZM200 120V121H201ZM204 120V121H205ZM234 120V119H233ZM235 120L236 121H240V120H238V118H235ZM46 121V120H45ZM48 121V120H47ZM57 121V120H56ZM80 121V120H79ZM91 121V120H90ZM204 121H202V122H204ZM208 121V120H207ZM38 124H37V123ZM49 122V121H48ZM47 122V123H48ZM57 122H59V121H57ZM198 122H199V120H198ZM35 123H36V125H35ZM47 123H41V124H47ZM54 123V122H53ZM205 123V122H204ZM202 124L203 126L206 124ZM238 123V122H237ZM51 124V123H50ZM72 124H73V122H72ZM201 124H200V122H199V125L201 126ZM236 124V123H235ZM33 125H35V126H33ZM56 125H57V123H56ZM55 125V126H56ZM78 125H80V123L78 124ZM234 125V124H233ZM240 125V126H239ZM239 125L237 124V126H239V127H241L242 125L239 123ZM244 125V124H243ZM48 126H50L49 125V123H48ZM52 126V125H51ZM54 126V125H53ZM74 126V125H73ZM82 126V125H81ZM202 126V127H203ZM236 126V125H235ZM43 127V126H42ZM41 127V128H42ZM70 127H72V126H70ZM75 127V126H74ZM94 127V126H93ZM205 127V126H204ZM203 127V128H204ZM238 127V128H239ZM244 127H245V125H244ZM44 128V127H43ZM49 128V127H48ZM48 128H47V130H48ZM54 128V127H53ZM56 128H57V126H56ZM56 128H54L55 130H56ZM62 128V127H61ZM84 128V129H83ZM242 128H243V126H242ZM242 128H241V131H245V130H242ZM28 129H29V131H31V132H28V134L27 135H25V133H27V131H28ZM31 129V130H30ZM45 129V128H44ZM73 129V128H72ZM71 129V130H72ZM206 129V128H205ZM240 129V128H239ZM35 130H36V128H35ZM46 130V129H45ZM58 130V129H57ZM61 130V129H60ZM59 130V131H60ZM203 130V129H202ZM51 131H53V130H51ZM94 131V132H93ZM201 131V130H200ZM207 131H208V129H207ZM211 131V130H210ZM234 131H235V128H234ZM240 131V130H239ZM247 131H245L246 133H247ZM46 132V131H45ZM44 132V133H45ZM54 132V131H53ZM62 132V131H61ZM65 132H67L66 130H65ZM71 131H69L68 133H70ZM74 132V131H73ZM81 132V133H80ZM98 132V131H97ZM212 132V131H211ZM36 133H37V131H36ZM40 133V132H39ZM60 133V132H59ZM238 133V132H237ZM246 133H244V136H245V134ZM41 135H40V137H43V135H42V133H40ZM45 134H48V133H45ZM44 134V135H45ZM54 134H55V132H54ZM56 134H57V132H56ZM88 134V135H87ZM205 134V133H204ZM50 135V134H49ZM70 135H71V133H70ZM207 135H208V133H207ZM210 135V134H209ZM236 135V134H235ZM239 135V134H238ZM240 135H242L243 136V134H242V132H241V134ZM239 135V136H240ZM27 136V137H26ZM48 136V135H47ZM53 136V135H52ZM202 136H204V135H202ZM211 136V135H210ZM241 136V137H242ZM243 136V137H244ZM28 139H26V138ZM37 139L36 140H39V142H40V139H41V141H43L42 139L43 138H40L38 135H37ZM49 137V136H48ZM63 136H61V138H62ZM66 137V136H65ZM67 137H68V134H67ZM209 137V136H208ZM208 137H206V138H208ZM237 137V136H236ZM248 137V136H247ZM36 138V137H35ZM40 138V139H39ZM45 138H47L46 136H45ZM52 137H50V139H51ZM60 138V137H59ZM91 138V139H92ZM202 138H204V137H202ZM47 139H49V138H47ZM53 139H54V137H53ZM55 139H57V137H55ZM62 139H65V138H62ZM73 139H74V137H73ZM90 139V138H89ZM88 139V140H89ZM201 139V138H200ZM239 139L240 138H238V141H239ZM245 138H243V140H244ZM248 139H249V137L246 139L247 140V142H248ZM249 139V140H250ZM68 140V139H67ZM77 140V139H76ZM75 140V141H76ZM82 140V141H81ZM85 140V139H84ZM87 140V141H88ZM205 140V139H204ZM46 141H48V140H45V142ZM53 141H55V140H53ZM59 141V140H58ZM68 141H71V142H74L73 140H71V137H70V140H68ZM91 141V140H90ZM206 141V140H205ZM242 141V140H241ZM245 141V140H244ZM251 141V140H250ZM249 141V142H250ZM49 142V141H48ZM51 142V141H50ZM49 142V143H50ZM65 142V141H64ZM86 142V141H85ZM85 142H83L82 143V145L85 143ZM247 142H245V143H247ZM249 142L247 143V144H243V145H246V146H248V147H250L248 144H249ZM66 143H68V142H66ZM70 143V142H69ZM68 143V144H69ZM75 144H77V142H74ZM73 143V144H74ZM86 143H88V142H86ZM206 143V142H205ZM209 143V142H208ZM211 143V142H210ZM210 143H209V146H210ZM54 144V143H53ZM57 144V143H56ZM65 144V143H64ZM71 144V147L73 146V144L72 143H70ZM69 144V145H70ZM74 144V146H76ZM2 145H6L10 150L8 151V150H6L7 149V147L3 150V146ZM49 145V144H48ZM66 145V144H65ZM68 145V149H66V150H70V146ZM50 147H49V149L50 148H52L51 147V145H49ZM80 146V145H79ZM88 146V145H87ZM206 146H208L207 144H206ZM47 147V146H46ZM54 147V146H53ZM78 147V146H77ZM93 143H92V148L90 147V151H91V149H92V151L93 152H97V150H95L94 151V149H93ZM248 147H246V148H248ZM250 147V148H251ZM42 148V147H41ZM60 148V147H59ZM74 148V147H73ZM72 148V149H73ZM99 148V147H98ZM101 148V147H100ZM244 148V147H243ZM246 148L244 149V152L246 153L247 151H246ZM75 149V148H74ZM80 149H81V147H80ZM85 149H86V147H85ZM88 149V148H87ZM255 149V150H254ZM41 150V149H40ZM51 150V149H50ZM50 150H48V152L50 151ZM54 150V149H53ZM65 150V151H66ZM77 150V149H76ZM76 150H75V152H73L74 154V156H77L78 154V151L76 152ZM11 151V152H10ZM39 151V150H38ZM41 151H43V148H42V150ZM41 151H39V152H41ZM45 151V150H44ZM67 151V152H68ZM83 151V150H82ZM84 151H88V150H84ZM100 151V150H99ZM1 152V151H0ZM39 152H37V153H39ZM55 152V151H54ZM70 152V151H69ZM72 152V151H71ZM70 152V153H71ZM80 152V151H79ZM95 152V153H96ZM249 152V151H248ZM252 152H256L255 154H252ZM42 153V152H41ZM44 153V152H43ZM57 153H58V151H57ZM62 153H63V149H62ZM65 153V152H64ZM77 155H76V154ZM88 153V152H87ZM94 153V154H95ZM101 155H102V153H103V155H105L104 153V150L102 149V151L101 152H99ZM1 154H2V152L0 153V158L1 157H5V156H1ZM46 153H44V156L42 157V159L43 158H45V161H46V156H48V154H46ZM54 154V153H53ZM66 154V153H65ZM68 155H69V153H67ZM66 154V155H67ZM84 154V153H83ZM91 154H93L92 152L90 153V155ZM5 155V154H4ZM38 155H40V154H38ZM43 155V154H42ZM41 155V156H42ZM50 155V154H49ZM55 155H57V154H55ZM63 155V154H62ZM71 155V154H70ZM87 155V154H86ZM85 154H84V156H86ZM247 155V154H246ZM245 155V156H246ZM41 156H37L36 155V157H41ZM50 156H52V155H50ZM50 156H48L49 158H50ZM72 156V155H71ZM88 156V155H87ZM86 156V157H87ZM98 156V155H97ZM242 156V155H241ZM34 157V156H33ZM33 157H32V163L34 164V159H33ZM57 157V156H56ZM59 157V156H58ZM82 157V156H81ZM90 157V156H89ZM100 159H101V157L100 156H98ZM103 158H105L104 156H102ZM249 157V156H248ZM9 158V157H8ZM11 158V159H12ZM26 158L28 159L27 160V162H25L26 161ZM72 158V157H71ZM70 158V159H71ZM77 158V157H76ZM75 158V159H76ZM79 158V157H78ZM88 158V157H87ZM96 158V157H95ZM253 158H255V159H257L256 158V156L255 157H253ZM252 158V159H253ZM5 159V158H4ZM6 159H7V157H6ZM40 159L41 158H39V160L38 161H40ZM41 159V160H42ZM51 159V158H50ZM52 159H54V155H53V157H52ZM69 159V158H68ZM73 159V158H72ZM84 159V158H83ZM245 159H246V157H245ZM0 160H2V158L0 159ZM56 160V159H55ZM58 160V159H57ZM79 160L80 159H78V162H79ZM90 160V159H89ZM94 159H91V162L93 161ZM104 160V159H103ZM102 160V161H103ZM105 160H107V158L105 159ZM10 161V160H9ZM37 160L35 159V162H36ZM38 161H37V163H38ZM43 161V160H42ZM48 161V160H47ZM60 161V160H59ZM84 161H86L85 159H84ZM95 161V160H94ZM94 161H93V163L92 164H95L94 163ZM97 161V160H96ZM95 161V162H96ZM0 162H2V161H0ZM11 162V161H10ZM48 162H50V160L48 161ZM60 162H62V161H60ZM65 162V161H64ZM73 162V161H72ZM83 162V161H82ZM246 162H247V160H246ZM251 162V161H250ZM249 162V163H250ZM253 162H254V160H253ZM13 163V162H12ZM37 163L35 164V165H37ZM80 163H81V161H80ZM87 163V162H86ZM89 163V162H88ZM242 163H244L243 162V160H242ZM4 164H8V163H4ZM3 164V165H4ZM39 164V163H38ZM45 164H47V163H44V161H43V165H45ZM53 163L51 162V165H52ZM62 164H64L63 162H62ZM75 164V163H74ZM105 164V163H104ZM1 165V164H0ZM42 165V164H41ZM42 165V166H43ZM48 165V164H47ZM78 165V164H77ZM84 165H86V164H84ZM108 165V164H107ZM7 166V165H6ZM5 166V167H6ZM10 166H12L11 164L9 165V167ZM33 166V165H32ZM40 165H38V167H39ZM46 166V165H45ZM50 166V165H49ZM60 166V164L58 165V167ZM64 166V165H63ZM94 166V165H93ZM101 166V165H100ZM102 166H104V165H102ZM101 166V167H102ZM244 166V165H243ZM3 167V169H7V167L6 168H4V166H2ZM36 167V166H35ZM35 167H33V169L31 168V170L33 171V170H36V168ZM74 167H76V166H74ZM81 167V166H80ZM108 167V166H107ZM247 167V166H246ZM41 168V167H40ZM43 168V167H42ZM61 168V167H60ZM64 168V167H63ZM78 168V167H77ZM0 169H1V167H0ZM13 169H15V170H17L16 169V167H14ZM45 169L47 170L48 168H47V166L45 167ZM68 169V168H67ZM103 169H105V166H104V168ZM2 170V169H1ZM12 170V167L10 168V171ZM41 169H38V170H36V171H40ZM59 170V169H58ZM89 170V169H88ZM97 170V169H96ZM102 170V169H101ZM106 170V169H105ZM14 171V170H13ZM27 171V172H26ZM43 171V173H44V170H42ZM49 171H51V169H49ZM65 171V170H64ZM109 171V170H108ZM5 172H6V170H5ZM35 172V171H34ZM41 172V171H40ZM67 172V171H66ZM87 172V171H86ZM89 172V171H88ZM104 172V171H103ZM102 172V173H103ZM106 172V171H105ZM11 173V172H10ZM10 173H9V175H10ZM33 173V172H32ZM32 173L31 174H29V175H31V176H29V177H32ZM42 173V172H41ZM51 173H52V171H51ZM65 173V172H64ZM77 173V172H76ZM0 174H2L1 173V171H0ZM5 174V173H4ZM35 174H37L36 172L35 173H33V175H35ZM45 174H47V173H44V175ZM53 174V173H52ZM52 174H50L51 175V177H52ZM58 174V172L56 173V175ZM73 174V173H72ZM71 174V175H72ZM90 174V173H89ZM93 174V173H92ZM97 174V173H96ZM104 174V173H103ZM6 175V174H5ZM11 175L13 176V174L11 173ZM10 175V176H11ZM43 175V176H44ZM77 175V174H76ZM263 175H264V173H263ZM1 176V175H0ZM4 176V175H3ZM12 176L10 177V178H12ZM14 176H13V179L15 180V178H14ZM26 177H27V175H25ZM54 176V175H53ZM59 176V175H58ZM61 176V175H60ZM63 176V175H62ZM67 176V175H66ZM103 176V175H102ZM5 177V176H4ZM9 176L7 175V178H8ZM25 177V178H26ZM29 177H27L26 179H27V183H28V181L31 179V181H32V179L33 178H30L29 180H28V178ZM33 177H35V176H33ZM37 178H39V177H41V175L40 176H36ZM35 177V179H37ZM45 177V176H44ZM47 177V176H46ZM48 177H49V175H48ZM47 177V178H48ZM69 177V176H68ZM107 177V176H106ZM7 178L5 179V180H7ZM24 178V177H23ZM41 178H43V177H41ZM41 178H40V182L42 181L41 180ZM95 178V177H94ZM2 179H3V177H2ZM2 179L0 178V180H1V183L3 182L2 181ZM87 179V178H86ZM4 180V179H3ZM43 180H44V178H43ZM51 180L53 181V179L51 178ZM55 180V179H54ZM18 181V180H17ZM23 181H25V179H23ZM49 181V180H48ZM57 181V180H56ZM72 181H74V180H72ZM76 181V180H75ZM88 181V180H87ZM11 183H12V181H10ZM33 182H35V180L34 181H32V183ZM38 182V181H37ZM45 185H46V183L44 182V181H42ZM46 182H47V179H46ZM50 182V181H49ZM62 182V181H61ZM80 182H81V180H80ZM5 183V182H4ZM7 183V182H6ZM11 183H9L10 185H11ZM18 183H19V181H18ZM24 183H26V182H23V184ZM51 183V182H50ZM76 183V182H75ZM92 183V182H91ZM38 183H36L35 185H37ZM44 184H39L40 186H42V185H44ZM54 184H56V182L54 183ZM53 184V185H54ZM59 184V183H58ZM99 184V183H98ZM104 184V183H103ZM1 185V184H0ZM48 185H49V183H48ZM63 185H65V184H63ZM62 185V186H63ZM72 185V184H71ZM2 186H4L3 184H2ZM6 186H8V184L6 185ZM5 186V187H6ZM13 187L15 186L14 184L12 185ZM29 186V185H28ZM34 186V184L33 185H31V187H33ZM38 186V185H37ZM54 186H56V185H54ZM70 186V185H69ZM68 186V187H69ZM73 186V185H72ZM75 186V185H74ZM82 186V185H81ZM258 186V185H257ZM1 187V186H0ZM16 187V186H15ZM18 187H20V185L18 184V186L16 187V188H18ZM30 186H29V188H31ZM43 187V186H42ZM42 187H39L38 186V188H36V186L34 187V189L36 188V189H40V188H42ZM45 187V186H44ZM43 187V188H44ZM59 187V186H58ZM101 187V186H100ZM106 187V186H105ZM3 188V187H2ZM1 188V189H2ZM15 188V189H16ZM23 188V187H22ZM57 188V187H56ZM258 188H260V187H258ZM263 187H262V185H261V189H262ZM0 189V190H1ZM7 189H9V188H7ZM6 188H4V190H7ZM11 189H13L12 187H11ZM10 189V190H11ZM51 189V188H50ZM63 189V188H62ZM67 189V188H66ZM65 189V190H66ZM261 189H259V192L261 191ZM264 189V188H263ZM3 190V189H2ZM3 190V194H4V191ZM21 190V189H20ZM19 190V191H20ZM23 190H26V187H25V189L23 188ZM28 190V189H27ZM42 191H44L43 189H41ZM54 190H56V189H54ZM58 190V189H57ZM101 191H104V190H102V189H100ZM9 191V190H8ZM8 191H7V194H8ZM15 191V190H14ZM31 190L29 189V191H28V193L30 194V193H32V191L30 192ZM38 191V190H37ZM37 191L35 190V192H36V194H37ZM21 192H23V191H21ZM48 192V191H47ZM60 192V191H59ZM262 192H264V190H262ZM0 193H2V191H0ZM12 193V197H13V192H11ZM17 193H18V191H17ZM24 193V192H23ZM22 193V194H23ZM38 193H40V190L38 191ZM99 193V192H98ZM10 194V193H9ZM16 194V193H15ZM35 194V193H34ZM34 194H33V197H34ZM41 195L43 194V193H40ZM51 194V193H50ZM57 194V193H56ZM60 194V193H59ZM92 194V193H91ZM101 194V193H100ZM260 194L262 195V193L260 192ZM5 195V194H4ZM20 193H18L17 195H15L16 196V198H15V200L17 199V201H19L20 199H22L23 197H24V195L25 194H23L22 196L20 195ZM39 195V194H38ZM38 195H36V196H38ZM46 195V194H45ZM258 195H259V193H258ZM7 196H9V195H7ZM29 196V195H28ZM26 196L25 195V197H24V199L27 197V199H25L26 201L29 199V197L30 198H32L31 196ZM40 196V195H39ZM50 196V195H49ZM93 196V195H92ZM263 196V195H262ZM0 197H3V195L2 194H0ZM17 197H22V198H19V200H18V198ZM41 197V196H40ZM55 197V196H54ZM99 197V196H98ZM10 198H11V195H10ZM10 198H8V199H10ZM35 198H37V197H35ZM39 198V197H38ZM60 198V197H59ZM100 198V197H99ZM2 199H5V197L4 198H2ZM1 198H0V201L2 200ZM12 199V198H11ZM11 199H10V201H11ZM24 199H22V200H24ZM51 199V198H50ZM53 199V198H52ZM6 200H7V198H6ZM6 200L5 201H3L5 204H6ZM14 200V199H13ZM30 200V199H29ZM32 200H34V199H32ZM37 200V199H36ZM45 200V199H44ZM98 200V199H97ZM102 200H103V198H102ZM108 200V199H107ZM263 200H264V197H263ZM9 201V200H8ZM9 201V202H10ZM17 201L15 202L16 203V205L18 206V204L20 205V202L19 203H17ZM58 201V200H57ZM25 202V201H24ZM29 202V201H28ZM52 202H53V200H52ZM54 202H55V200H54ZM123 202V201H122ZM121 202V203H122ZM263 202V201H262ZM1 203V202H0ZM3 203V204H4ZM23 203V202H22ZM32 203V205H33V202H31ZM35 203V202H34ZM39 203L41 204V202L39 201ZM59 203V202H58ZM57 203V204H58ZM97 203V202H96ZM113 203V202H112ZM2 204V203H1ZM3 204H2V206H3ZM10 204V203H9ZM9 204H7V205H9ZM11 204H12V207H14L13 206V201L11 202ZM10 204V205H11ZM37 202H36V205H35V208H37L36 206H37ZM98 204V203H97ZM15 205V204H14ZM23 205V204H22ZM26 205H27V203H26ZM29 205H31V204H29ZM39 205V204H38ZM122 205V204H121ZM120 205V206H121ZM124 205V204H123ZM122 205V206H123ZM1 206V205H0ZM2 206L0 207V222L1 221H4L3 219H4V214H8V212L7 213H3L2 211ZM52 206V205H51ZM100 206H102V205H100ZM112 206H114V205H112ZM118 206V205H117ZM5 207V206H4ZM7 207V206H6ZM16 207V206H15ZM19 207V206H18ZM21 207V206H20ZM31 207V206H30ZM49 207V206H48ZM96 207V206H95ZM109 207V206H108ZM124 207H126V206H124ZM17 208V207H16ZM21 208H23V209H25L24 207H21ZM32 208V207H31ZM58 208V207H57ZM94 208V207H93ZM106 208V207H105ZM128 208V207H127ZM7 209H11V207L10 208H7ZM15 209V208H14ZM18 209V208H17ZM30 209V208H29ZM38 209V208H37ZM40 209H42V206L40 207ZM40 209H38L39 211H40ZM50 209V208H49ZM48 209V210H49ZM52 209H53V206H52ZM55 209V208H54ZM53 209V210H54ZM97 209V208H96ZM100 209V208H99ZM102 209V208H101ZM117 209V208H116ZM6 210V209H5ZM16 210V209H15ZM19 210V209H18ZM27 210V209H26ZM91 210V209H90ZM126 210V209H125ZM7 211H9V210H7ZM10 211H12V210H10ZM9 211V214L11 215V212ZM21 211H22V209H21ZM20 211V212H21ZM33 211H36V212H38L37 210H33ZM51 211V210H50ZM49 211V212H50ZM59 211V210H58ZM107 211V210H106ZM128 211V210H127ZM14 212V211H13ZM19 212V211H18ZM15 214H16V211L14 212ZM22 213V212H21ZM27 213L29 214V213H31L32 214V212L31 211H27ZM50 213H52V212H50ZM58 213V212H57ZM107 213V212H106ZM128 213V212H127ZM14 214V215H15ZM17 214H20V213H17ZM34 214V213H33ZM39 214V213H38ZM43 214V213H42ZM48 214V213H47ZM55 214V213H54ZM10 215H9V217H10ZM22 215H23V213H22ZM36 215V214H35ZM92 215V214H91ZM90 215V216H91ZM96 215V214H95ZM121 215V214H120ZM13 216V215H12ZM11 216V217H12ZM19 216V215H18ZM21 216V215H20ZM36 216H38V215H36ZM41 216V215H40ZM54 216H56V215H54ZM58 216V215H57ZM89 216V215H88ZM7 217V216H6ZM5 217V218H6ZM15 217L17 218V219H19L16 215H15ZM53 217V216H52ZM118 217V216H117ZM13 218V217H12ZM11 218V219H12ZM38 219H39V217H37ZM51 218V217H50ZM56 218V217H55ZM94 218H95V216H94ZM110 218V217H109ZM112 218V217H111ZM118 218H120V217H118ZM122 218V217H121ZM9 219V218H8ZM7 219V220H8ZM16 219V220H17ZM22 219V218H21ZM24 219V218H23ZM31 219L33 220V219H35V217H33L32 218V216H31ZM49 219V218H48ZM59 219V218H58ZM127 219V218H126ZM13 220V219H12ZM26 220H28L27 219V217H26ZM40 221H41V219H39ZM55 221H56V219H54ZM91 220V219H90ZM108 220V219H107ZM123 220V219H122ZM9 221H10V219H9ZM15 221V220H14ZM19 221V220H18ZM23 221V220H22ZM21 221V222H22ZM25 221V220H24ZM36 220H34V222L33 223H36L35 222ZM39 221V222H40ZM60 221V220H59ZM111 221V220H110ZM118 221V220H117ZM125 221V220H124ZM12 222V221H11ZM30 222H31V220H30ZM37 222H38V220H37ZM38 222V224H41V223H39ZM51 222V221H50ZM49 222V223H50ZM127 222V221H126ZM125 222V223H126ZM7 223V222H6ZM10 223V222H9ZM15 223V222H14ZM16 223H17V221H16ZM28 223V222H27ZM43 223V222H42ZM48 223V224H49ZM91 223H92V221H91ZM120 223H121V221H120ZM12 223H10V225H11ZM18 224V223H17ZM26 224V223H25ZM25 224H21L20 223V225H22V227H23V225H25ZM38 224L36 223V225L38 226ZM53 224V223H52ZM87 224V223H86ZM111 224H113V223H111ZM124 224V223H123ZM3 225V224H2ZM4 225L6 226V228H7V224H5L4 223ZM14 225V224H13ZM19 225V224H18ZM28 224H26V227H28L27 226ZM33 225V224H32ZM47 225V224H46ZM58 225H60V223H58ZM84 225V224H83ZM15 226V225H14ZM61 226H63V225H61ZM93 226V225H92ZM106 226V225H105ZM111 226H113V225H111ZM9 227V226H8ZM15 227H17L18 228V226H15ZM29 227H30V225H29ZM29 227L27 228L28 230H29ZM32 227V226H31ZM55 227V226H54ZM57 227V226H56ZM64 227V226H63ZM89 227V226H88ZM10 228H11V226H10ZM17 228H15V230L13 229V231L15 232L16 230H17ZM25 228V227H24ZM34 228H35V226H34ZM38 228H39V226H38ZM40 228H41V230H42V227H41V225H40ZM39 228V229H40ZM81 228V227H80ZM85 228V227H84ZM113 228V227H112ZM120 228V227H119ZM21 229V227H19V230ZM37 229V228H36ZM35 229V231H37ZM49 229V228H48ZM87 229V228H86ZM110 229V228H109ZM114 229V228H113ZM4 230V229H3ZM3 230H1V231H3ZM8 230V229H7ZM10 230V229H9ZM8 230V231H9ZM19 230H17V231H19ZM23 230V229H22ZM21 230V231H22ZM26 230V229H25ZM31 230V229H30ZM46 230H47V228H46ZM63 230V229H62ZM78 230V229H77ZM114 230H116V229H114ZM6 230H4V232H5ZM7 231V232H8ZM10 231H12V230H10ZM9 231V232H10ZM13 231L11 232V235H13L12 233H13ZM21 231H19V232H21ZM27 231V230H26ZM65 231V230H64ZM79 231V230H78ZM81 231V230H80ZM85 231V230H84ZM90 231V230H89ZM94 231V230H93ZM105 231V230H104ZM112 231V230H111ZM130 231V230H129ZM8 232V233H9ZM53 232V231H52ZM95 232V231H94ZM97 232V231H96ZM118 232V231H117ZM131 232V231H130ZM2 233V232H1ZM0 233V234H1ZM7 233V234H8ZM17 234H18V232H16ZM22 233V232H21ZM25 233V232H24ZM35 233V232H34ZM39 233V232H38ZM43 233V232H42ZM48 233V232H47ZM78 232H76V234H77ZM86 233V232H85ZM84 233V234H85ZM109 233H111V232H109ZM127 233H129V232H127ZM23 234V233H22ZM21 234V235H22ZM81 234V233H80ZM79 234V235H80ZM98 234V233H97ZM97 234H96V236H97ZM9 235V234H8ZM15 235V234H14ZM13 235V236H14ZM18 235H20V234H18ZM20 235V236H21ZM27 235V234H26ZM39 235V234H38ZM46 235V234H45ZM91 235V234H90ZM122 235V234H121ZM2 236H4V235H0V237H2ZM5 236H7L6 234H5ZM4 236V237H5ZM11 237V236H9V237H11V238H14V237ZM20 236H18L17 238H19ZM35 236V235H34ZM40 236V235H39ZM114 236V235H113ZM118 236V235H117ZM120 236V235H119ZM129 236V235H128ZM22 237V236H21ZM24 237H25V234H24ZM27 237H28V235H27ZM36 237V236H35ZM34 237V238H35ZM41 237H42V235H41ZM51 237V236H50ZM94 237V236H93ZM122 237V236H121ZM6 238V237H5ZM10 238V239H11ZM16 238V239H17ZM26 238V237H25ZM24 238V239H25ZM28 238H30V237H28ZM58 238V237H57ZM85 238V237H84ZM123 238V237H122ZM121 238V239H122ZM130 238V237H129ZM2 239L3 238H0V264H7V263H9L7 260V258H6V261H7V263H5L4 262V260H5V257H4V254H5V252H3V251H5L4 249H3V246H2ZM9 239V240H10ZM15 239V238H14ZM19 239H21V238H19ZM27 239V238H26ZM31 239V238H30ZM29 239V241H30V245L32 246V241L34 240H30ZM43 239H45V238H43ZM47 239V238H46ZM67 239V238H66ZM117 239H118V237H117ZM4 240V239H3ZM13 240V239H12ZM12 240H10V241H12ZM18 240V239H17ZM58 240V242H59V239H57ZM87 240V239H86ZM89 240V239H88ZM98 240V239H97ZM10 241H7L8 243H10ZM36 241H38V240H35L34 242H36ZM39 241H40V239H39ZM49 242H50V240H48ZM63 241V240H62ZM81 241V240H80ZM93 241V240H92ZM113 241V240H112ZM14 242V241H13ZM12 242V243H13ZM16 242V241H15ZM18 242V241H17ZM16 242V243H17ZM24 242V241H23ZM22 242V239H21V243H23ZM26 242V241H25ZM44 242V241H43ZM42 242V243H43ZM64 242V241H63ZM96 242V241H95ZM122 242V241H121ZM124 242V241H123ZM12 243H11V245H12ZM36 243H39V242H36ZM35 243V244H36ZM40 243H41V241H40ZM90 243V242H89ZM111 243V242H110ZM118 243H120V242H118ZM118 243H116V244H118ZM126 243V242H125ZM124 243V244H125ZM145 243V242H144ZM4 244H6V243H4ZM33 245V247L34 246H39L38 244L37 245ZM44 244V243H43ZM42 244V245H43ZM46 244V243H45ZM44 244V245H45ZM83 244V243H82ZM112 244H114V243H112ZM122 244V243H121ZM133 244H134V242H133ZM137 244H139V243H137ZM10 245V244H9ZM16 245H18V244H16ZM22 246H23V244H21ZM20 245V246H21ZM28 245V244H27ZM48 245V244H47ZM84 245V244H83ZM109 245V244H108ZM8 246V245H7ZM13 246V245H12ZM19 245L18 246H16L17 248L18 247H20ZM26 246V245H25ZM50 246V245H49ZM60 246V245H59ZM103 246V245H102ZM121 246V245H120ZM139 246V245H138ZM30 247V246H29ZM40 247V246H39ZM108 247V246H107ZM115 247V246H114ZM128 247V246H127ZM8 249H10V247H7ZM51 248V247H50ZM53 248V247H52ZM100 248H102V247H100ZM110 249H111V247H109ZM108 248V249H109ZM138 248V247H137ZM144 248V247H143ZM13 249V248H12ZM11 249V250H12ZM16 249V248H15ZM21 249V248H20ZM23 249H26V248H23ZM32 249V248H31ZM34 249H37V247H35ZM40 250H41V248H39ZM60 249V248H59ZM58 249V250H59ZM125 249V248H124ZM10 250V251H11ZM48 250V249H47ZM54 250V249H53ZM140 250H141V247H140ZM17 251H20V250H18L17 249ZM16 251V252H17ZM26 251H28L29 252V250H28V248H27V250ZM34 251V253H36L35 252V250H33ZM106 251V250H105ZM108 251V250H107ZM114 251V250H113ZM137 251V250H136ZM148 251V250H147ZM13 252V251H12ZM23 252H25V250L23 251ZM37 252H38V250H37ZM86 252V251H85ZM85 252H84V254H85ZM104 252V251H103ZM138 252V251H137ZM7 253V252H6ZM10 253V257L11 258H13L12 257V255H11V252H9ZM21 253V252H20ZM19 253V254H20ZM38 253H40V255H41V252H38ZM46 253V251L45 252H43V254H45ZM50 253V252H49ZM91 253V252H90ZM123 253V252H122ZM121 253V254H122ZM126 253V252H125ZM129 253V252H128ZM21 254H23V253H21ZM26 254H28V253H26ZM33 254V253H32ZM53 254V253H52ZM86 254H87V252H86ZM85 254V255H86ZM141 254V253H140ZM6 256H8L9 257V255H7V254H5ZM15 255H17V254H15ZM31 256V254H28V256ZM34 255V254H33ZM46 255H47V253H46ZM84 255V261L86 260L87 261V256H85ZM87 255H89V254H87ZM91 255V254H90ZM115 255V254H114ZM135 255V254H134ZM138 255V254H137ZM22 256V255H21ZM20 255L18 256L19 258L21 257ZM26 256V255H25ZM26 257V258H29V257ZM36 256L38 257V255H37V253H36ZM35 255H34V257H36ZM109 256V255H108ZM123 256V255H122ZM131 256V255H130ZM129 256V257H130ZM139 256V255H138ZM10 257H9V259H10ZM14 257H17V256H14ZM32 257V256H31ZM34 257H32V258H34ZM43 257V256H42ZM91 257V256H90ZM128 257V258H129ZM134 258H135V256H133ZM137 257V256H136ZM39 258V257H38ZM57 258V257H56ZM114 258V257H113ZM128 258H127V260H128ZM139 258H141V256L140 257H138V259H137V263L139 262V264L141 263L142 264V262H143V260L144 259H142V262H140L141 260H139ZM44 259V258H43ZM88 259H89V256H88ZM119 259V258H118ZM121 259V258H120ZM126 259V258H125ZM130 259V258H129ZM136 259H135V261H136ZM16 260V259H15ZM29 260V259H28ZM37 260V259H36ZM55 260V259H54ZM90 260V259H89ZM101 260H102V258H101ZM19 261V260H18ZM18 261H16V262H18ZM26 261V260H25ZM24 261V262H25ZM56 261V260H55ZM99 261V260H98ZM122 261V260H121ZM133 261V260H132ZM147 261V260H146ZM34 262V261H33ZM33 262H32V264H33ZM46 262V261H45ZM90 262V261H89ZM100 262V261H99ZM104 262V261H103ZM106 262H107V260H106ZM120 262V261H119ZM123 262V261H122ZM122 262H121V264H122ZM145 262V261H144ZM18 263H22L21 261L20 262H18ZM108 263V262H107ZM124 263H127L128 264V262H124ZM16 264V263H15ZM23 264V263H22ZM28 264V263H27ZM52 264V263H51ZM91 264V263H90ZM144 264V263H143Z\"/></svg>",
	"mask_w": 264,
	"mask_h": 264
}]
</instances>
